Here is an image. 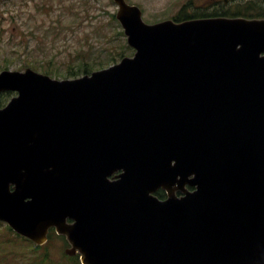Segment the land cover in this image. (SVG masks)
Returning <instances> with one entry per match:
<instances>
[{
	"label": "water",
	"instance_id": "water-1",
	"mask_svg": "<svg viewBox=\"0 0 264 264\" xmlns=\"http://www.w3.org/2000/svg\"><path fill=\"white\" fill-rule=\"evenodd\" d=\"M116 1L134 59L0 75V219L83 264H264V19L148 26Z\"/></svg>",
	"mask_w": 264,
	"mask_h": 264
},
{
	"label": "rangeland",
	"instance_id": "rangeland-1",
	"mask_svg": "<svg viewBox=\"0 0 264 264\" xmlns=\"http://www.w3.org/2000/svg\"><path fill=\"white\" fill-rule=\"evenodd\" d=\"M262 1L242 0L233 11L261 15ZM127 2L139 6L149 24L185 13L194 15L216 10L204 8L199 0ZM190 6L193 8L189 9ZM116 12L117 7L111 0H0V73L5 69L31 68L53 79H76L84 76L78 59L88 58L89 64L100 63L114 49L115 57L121 54L117 58L119 62L123 57H132L134 51L114 18ZM7 95L5 104L16 94ZM67 243L55 235L45 249L34 251V246L20 240L0 223V264H29L32 258L38 261L46 255L53 260L50 264H62V254L70 247Z\"/></svg>",
	"mask_w": 264,
	"mask_h": 264
},
{
	"label": "trees",
	"instance_id": "trees-1",
	"mask_svg": "<svg viewBox=\"0 0 264 264\" xmlns=\"http://www.w3.org/2000/svg\"><path fill=\"white\" fill-rule=\"evenodd\" d=\"M262 2L264 3V1H262ZM257 16H264V11H263V13L261 15H257ZM97 67H100V68L105 67V63L104 62L97 63V61H95L93 64H89L86 61L80 69H82L84 73H89V72L93 71ZM3 103H4V101L1 99L0 100V105H3ZM161 195H162V193H159V196H161ZM43 249H45V248H43V247H34V251L35 250L36 251L43 250ZM40 256H41V254H40ZM62 257H63L62 264H81L78 256H76V257H67L66 255H63ZM28 262H29V264H50V263H53V260L49 259L48 256L46 255L43 258H41L40 260H38V261H35V259L32 258Z\"/></svg>",
	"mask_w": 264,
	"mask_h": 264
},
{
	"label": "flooded vegetation",
	"instance_id": "flooded-vegetation-1",
	"mask_svg": "<svg viewBox=\"0 0 264 264\" xmlns=\"http://www.w3.org/2000/svg\"><path fill=\"white\" fill-rule=\"evenodd\" d=\"M206 2H207L206 4L202 5L203 7H208L209 9L212 8L216 10H218L217 8H221L223 6L224 8L227 9H233L240 4V0H206ZM202 3H204V0L202 1ZM216 10L215 12H217ZM232 15L234 14H230L227 16H232Z\"/></svg>",
	"mask_w": 264,
	"mask_h": 264
}]
</instances>
